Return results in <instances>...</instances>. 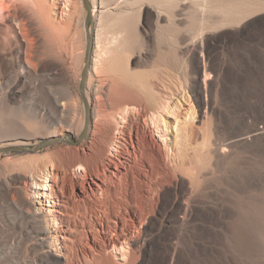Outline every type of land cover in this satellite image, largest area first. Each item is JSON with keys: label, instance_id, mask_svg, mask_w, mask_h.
<instances>
[{"label": "rangeland", "instance_id": "1", "mask_svg": "<svg viewBox=\"0 0 264 264\" xmlns=\"http://www.w3.org/2000/svg\"><path fill=\"white\" fill-rule=\"evenodd\" d=\"M89 1L95 11L89 96L91 81L103 84L104 98L113 85V93L126 88L147 104L156 91L170 92L162 112L167 128L161 124L155 137L169 145L171 160L173 149H182L176 179L155 196L130 251H109L111 264H264V132L248 137L264 131V0ZM85 16L77 0L74 57L68 71L55 73L52 65L69 62L64 52L50 56L43 41L29 46L16 25L0 22V148L61 139L36 152L0 155V264H67L50 238L47 203L33 198L32 180L50 169L53 148L87 138L89 129L79 141ZM99 53L101 83L92 74ZM176 122L182 130L177 138ZM116 137L115 160L125 150L118 131ZM82 171L76 170L78 179ZM183 182L191 191L184 192Z\"/></svg>", "mask_w": 264, "mask_h": 264}, {"label": "bare ground", "instance_id": "2", "mask_svg": "<svg viewBox=\"0 0 264 264\" xmlns=\"http://www.w3.org/2000/svg\"><path fill=\"white\" fill-rule=\"evenodd\" d=\"M76 14L77 0H0V22L16 25L20 41L29 46L36 40L43 41L50 56L66 54L69 62L56 58L63 64L61 67L52 65V73L68 71V64L73 60ZM102 60L103 53H99L93 61L92 74L97 83H101ZM93 82L87 84L93 91L92 97L85 84L86 103L90 111L93 110V119L91 121L90 117L87 124V138L80 145L63 143L53 148L47 154L50 169L46 167L32 180L33 198L38 205L47 203L46 212L54 227L50 238L59 257L67 264H111L110 250L127 248L130 251L131 244L137 241L134 237L138 229L152 212L155 196L169 186L172 178L176 179L182 157V149L177 150L178 154L173 149L171 160L169 145L162 146L155 137V133H161V124L167 128L162 112L167 108V93L170 92L156 91L147 104L136 101L135 93L126 88L116 87L113 93V85L108 93L112 92L115 99L109 95L104 98L103 84ZM135 109L139 110L137 119L134 116L130 120ZM187 109L184 112H189ZM122 121L127 124L119 129ZM82 123L80 119L71 130L74 139L81 132ZM83 124L84 129L86 115ZM174 127L177 138L182 131L180 123L176 122ZM117 131L125 150L123 156L115 160L111 158V149L116 143L121 144L116 137ZM263 132L257 130L248 137ZM12 137L17 140V136ZM27 138L25 136L24 140ZM77 169L83 170L80 179L76 177ZM181 186L185 193L191 191V184L183 182ZM34 203L28 202L29 214ZM181 209L187 215V208ZM123 255L128 256L127 253Z\"/></svg>", "mask_w": 264, "mask_h": 264}, {"label": "water", "instance_id": "3", "mask_svg": "<svg viewBox=\"0 0 264 264\" xmlns=\"http://www.w3.org/2000/svg\"><path fill=\"white\" fill-rule=\"evenodd\" d=\"M85 11H86V16L84 20V29H85V39H86V50H85V58H84V64L80 76V81H79V93L80 97L82 99V102L85 107V115H86V124L85 127L81 133L80 136V141L83 140L85 137V133L87 130V124L89 122V119L91 117V111L86 103L85 99V84L87 81V76L89 72V67L91 64V58H92V51H93V43H94V14H93V8L91 6V3L89 0H82ZM61 139L59 138H54L51 140H42L40 144L35 146L34 148H28V147H7V148H0V155L2 154H7L12 151H20V150H25L29 152H36L39 151L40 149L44 148L45 146L54 144L56 142H59Z\"/></svg>", "mask_w": 264, "mask_h": 264}]
</instances>
